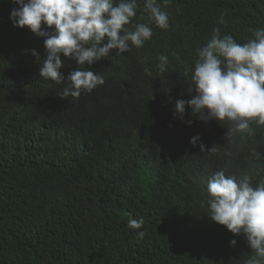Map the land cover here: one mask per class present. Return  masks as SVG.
I'll use <instances>...</instances> for the list:
<instances>
[{"label": "trees", "instance_id": "trees-1", "mask_svg": "<svg viewBox=\"0 0 264 264\" xmlns=\"http://www.w3.org/2000/svg\"><path fill=\"white\" fill-rule=\"evenodd\" d=\"M137 3L133 23H149ZM15 7L0 0V264H242L254 255L242 233L207 214L206 177L224 169L264 180V125L228 142L226 121H201L187 106L183 120L173 113L196 94V49L216 27L241 44L253 38L264 0H170V27L152 22L143 47L89 65L105 83L75 100L61 96L75 61L62 56L65 82L43 79L44 38L14 26ZM159 54L169 57L164 73ZM130 217L142 228H129Z\"/></svg>", "mask_w": 264, "mask_h": 264}, {"label": "clouds", "instance_id": "clouds-1", "mask_svg": "<svg viewBox=\"0 0 264 264\" xmlns=\"http://www.w3.org/2000/svg\"><path fill=\"white\" fill-rule=\"evenodd\" d=\"M14 3L18 5L10 13L14 26H27L44 38L46 58L39 68L43 79L57 84L65 82L60 72L65 65L62 56L75 61L77 67L69 73V85L61 95L74 100L105 83L104 76L90 70L89 65L109 56L113 49L123 54L130 51V45L143 47L152 38L149 26L152 22L161 29L170 27L168 12L164 10L170 0H163L164 8L158 0H144L142 12L147 13L149 23H133L137 0H14ZM218 23H226L223 14ZM31 52L40 61L39 53L35 49ZM196 52L198 59L189 80L195 84L196 94L190 99H177L174 116L183 120L187 106L191 115L198 114L201 121H226L230 125L226 133L228 142L235 133L253 135L250 124L264 125V28L253 30V38L241 44L231 34L221 35L216 27L211 39ZM172 55L180 60L178 53ZM157 59L160 72H166L169 57L159 54ZM187 73L188 69L183 76L187 77ZM187 123L191 125L193 121ZM199 140L200 136L195 135L190 142L196 146ZM199 147L201 152L217 151L215 146L205 151L203 143ZM206 181L207 214L233 234L244 235L254 255L242 264H264V180L253 185L247 174L238 178L220 169L208 175ZM143 224L142 217H130L128 221L132 229H141ZM138 234L144 235L143 231ZM230 244L235 246L237 241L233 239Z\"/></svg>", "mask_w": 264, "mask_h": 264}]
</instances>
